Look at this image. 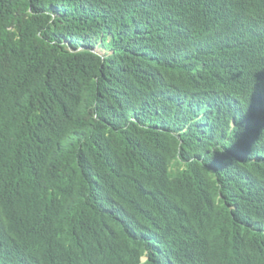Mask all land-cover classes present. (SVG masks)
<instances>
[{"label":"trees","instance_id":"1","mask_svg":"<svg viewBox=\"0 0 264 264\" xmlns=\"http://www.w3.org/2000/svg\"><path fill=\"white\" fill-rule=\"evenodd\" d=\"M0 264H264V0H0Z\"/></svg>","mask_w":264,"mask_h":264}]
</instances>
